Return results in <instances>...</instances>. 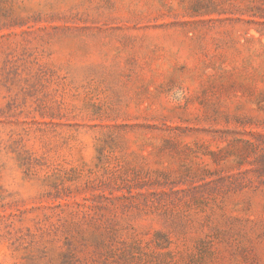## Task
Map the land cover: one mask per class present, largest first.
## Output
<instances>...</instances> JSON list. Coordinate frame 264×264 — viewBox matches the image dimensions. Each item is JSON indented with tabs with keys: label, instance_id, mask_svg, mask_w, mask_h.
<instances>
[{
	"label": "rangeland",
	"instance_id": "374dc122",
	"mask_svg": "<svg viewBox=\"0 0 264 264\" xmlns=\"http://www.w3.org/2000/svg\"><path fill=\"white\" fill-rule=\"evenodd\" d=\"M0 264H264V0H0Z\"/></svg>",
	"mask_w": 264,
	"mask_h": 264
}]
</instances>
